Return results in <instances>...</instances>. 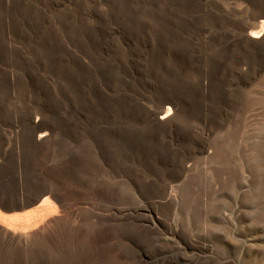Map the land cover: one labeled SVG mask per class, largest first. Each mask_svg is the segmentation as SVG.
<instances>
[{
    "label": "rangeland",
    "instance_id": "374dc122",
    "mask_svg": "<svg viewBox=\"0 0 264 264\" xmlns=\"http://www.w3.org/2000/svg\"><path fill=\"white\" fill-rule=\"evenodd\" d=\"M0 264H264V0H0Z\"/></svg>",
    "mask_w": 264,
    "mask_h": 264
},
{
    "label": "bare ground",
    "instance_id": "6f19581e",
    "mask_svg": "<svg viewBox=\"0 0 264 264\" xmlns=\"http://www.w3.org/2000/svg\"><path fill=\"white\" fill-rule=\"evenodd\" d=\"M251 38H257V37L254 35V36H251ZM35 220L36 219L27 220L26 223H25L26 227H24L23 230H31V229L35 228V226L39 223V222H36ZM18 240H19L20 246H23L22 244H24V241L26 240V234L20 235L18 237Z\"/></svg>",
    "mask_w": 264,
    "mask_h": 264
}]
</instances>
